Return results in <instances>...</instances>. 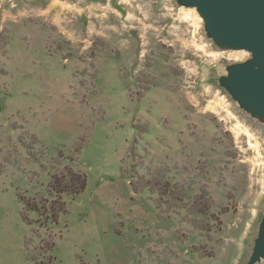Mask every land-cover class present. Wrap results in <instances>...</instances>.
<instances>
[{
    "label": "rangeland",
    "instance_id": "rangeland-1",
    "mask_svg": "<svg viewBox=\"0 0 264 264\" xmlns=\"http://www.w3.org/2000/svg\"><path fill=\"white\" fill-rule=\"evenodd\" d=\"M207 23L182 0H0V264H264V116L227 84L254 55ZM67 168L77 198L53 191Z\"/></svg>",
    "mask_w": 264,
    "mask_h": 264
},
{
    "label": "water",
    "instance_id": "water-1",
    "mask_svg": "<svg viewBox=\"0 0 264 264\" xmlns=\"http://www.w3.org/2000/svg\"><path fill=\"white\" fill-rule=\"evenodd\" d=\"M197 7L218 43L254 55V63L231 71L227 84L244 105L264 116V0H182ZM264 255V235L252 257Z\"/></svg>",
    "mask_w": 264,
    "mask_h": 264
},
{
    "label": "trees",
    "instance_id": "trees-1",
    "mask_svg": "<svg viewBox=\"0 0 264 264\" xmlns=\"http://www.w3.org/2000/svg\"><path fill=\"white\" fill-rule=\"evenodd\" d=\"M86 187H87V176L83 173L75 172L71 168H67L60 175L54 176L52 181L53 191L59 196L66 195L72 198H77L86 190ZM180 201L184 202V200H180ZM22 202L24 203L28 211L30 210L40 214L39 209L36 206L28 204L27 202H25V200H22ZM184 206H186V203L184 204ZM198 206L199 203H197L195 207ZM195 207H193L194 209L193 211L189 209L187 212L191 213L192 216H203L204 214L201 211H196ZM183 208L185 209V207ZM54 216L55 214L53 213L52 217Z\"/></svg>",
    "mask_w": 264,
    "mask_h": 264
},
{
    "label": "bare ground",
    "instance_id": "bare-ground-1",
    "mask_svg": "<svg viewBox=\"0 0 264 264\" xmlns=\"http://www.w3.org/2000/svg\"><path fill=\"white\" fill-rule=\"evenodd\" d=\"M239 51V50H238ZM237 53V52H236ZM242 54V53H241Z\"/></svg>",
    "mask_w": 264,
    "mask_h": 264
}]
</instances>
